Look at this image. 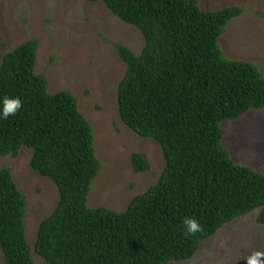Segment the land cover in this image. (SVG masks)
<instances>
[{
    "label": "trees",
    "instance_id": "1",
    "mask_svg": "<svg viewBox=\"0 0 264 264\" xmlns=\"http://www.w3.org/2000/svg\"><path fill=\"white\" fill-rule=\"evenodd\" d=\"M103 1L136 26L145 45L136 54L115 42L127 70L118 84L123 122L157 141L165 167L158 181L135 195L126 210L91 207L88 197L103 163L95 130L70 90L50 92L38 73L40 40L7 51L0 65V108L20 97L21 110L0 120V155L33 149L31 166L52 179L60 198L38 228L34 250L47 264H167L193 258L204 238L260 209L264 173L233 160L222 123L264 108V73L254 62L228 58L219 45L242 6L203 9L199 0ZM136 172L151 169L134 152ZM27 197L10 167L0 168V247L5 264H34L27 239ZM203 231L185 237L183 220Z\"/></svg>",
    "mask_w": 264,
    "mask_h": 264
},
{
    "label": "rangeland",
    "instance_id": "2",
    "mask_svg": "<svg viewBox=\"0 0 264 264\" xmlns=\"http://www.w3.org/2000/svg\"><path fill=\"white\" fill-rule=\"evenodd\" d=\"M203 9L230 5L244 12L232 19L219 38L231 59L256 63L264 73V0H199ZM40 40L36 70L49 79L50 92L70 90L95 130L97 156L103 163L88 197L91 207L126 210L131 199L155 184L165 167L160 144L142 138L122 120L118 84L127 70L115 42L140 54L145 37L134 25L121 20L103 1L0 0V65L4 54L29 38ZM224 144L234 161L264 173V108H252L239 118L223 121ZM134 152L147 155L151 169L136 172ZM33 149L23 147L17 156L0 155V168L10 167L14 180L27 197V239L34 264H47L34 250L42 220L52 214L59 198L55 182L31 166ZM260 209L240 216L201 241L193 258L167 264H247L242 256L264 251V224ZM0 264H5L0 247Z\"/></svg>",
    "mask_w": 264,
    "mask_h": 264
},
{
    "label": "clouds",
    "instance_id": "3",
    "mask_svg": "<svg viewBox=\"0 0 264 264\" xmlns=\"http://www.w3.org/2000/svg\"><path fill=\"white\" fill-rule=\"evenodd\" d=\"M23 101L20 97H5L3 107L0 108V120H8L10 116H15L22 108ZM185 237L195 236L203 231V226L195 218L185 217L183 220ZM240 259H246L247 264H264V251L256 250L250 255L242 256Z\"/></svg>",
    "mask_w": 264,
    "mask_h": 264
}]
</instances>
